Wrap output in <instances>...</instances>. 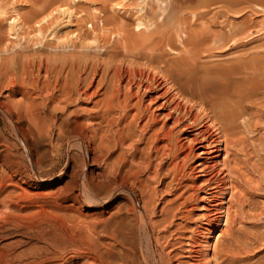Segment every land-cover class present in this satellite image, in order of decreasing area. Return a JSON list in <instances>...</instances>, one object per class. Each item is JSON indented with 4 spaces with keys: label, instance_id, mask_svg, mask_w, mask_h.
<instances>
[{
    "label": "rangeland",
    "instance_id": "obj_1",
    "mask_svg": "<svg viewBox=\"0 0 264 264\" xmlns=\"http://www.w3.org/2000/svg\"><path fill=\"white\" fill-rule=\"evenodd\" d=\"M193 6L194 8H190ZM12 15L19 17L14 20ZM138 19H142L147 26H152L153 36L172 37L174 44L170 48V54L166 55V58L176 65H173L174 70L171 67L172 71L169 73L172 77L168 81L171 82V87L166 89L167 85L163 82L153 89L140 88L138 92L128 96L121 95L120 101L127 103V111L119 117L121 120L117 118L119 110L115 112V109H112V115H107L110 119L111 116L116 117L118 123L107 121L110 123L108 127H111V133L108 130L107 132L112 134L111 137L117 142L111 147L114 149L110 152L111 156L108 155L111 158L106 160L114 163L116 160L123 164L121 166L125 164L124 168H130L132 173L137 169L141 171L137 170L138 173L132 175L130 172L133 178L129 176L125 181L126 185L117 188L108 202H105V197L100 201H90L80 193L81 171L88 174V181L102 187L108 186L100 174L105 162L102 156L95 158V161L90 157L92 151L89 146L92 141L89 139L93 138L89 137L91 131L85 127L82 130L79 126L82 123L76 124L74 127L79 132L78 135L85 132L81 133L85 135L82 137L85 138L82 147L64 142V153L53 165V172L42 174L44 178H41L40 173H33L34 168L41 166L40 168L44 169L49 166L52 157H57L53 147L51 150L53 142L43 140L47 138L38 136V130H34L37 127L28 117L26 105L30 102L40 104V95L43 92L52 91L59 97V90L66 85L65 81L71 84L74 78L72 76L77 75V72L80 74L81 70V73L92 72V68L96 66L99 71L101 68L100 72L96 71V77L107 76L109 73L106 71L111 66L112 59L118 62L122 58L126 60V57H131H122L121 43L116 40V33L112 34L114 28L124 26L126 30L132 29ZM184 32L188 33V36ZM181 37L187 40L181 42ZM68 73L72 75L70 78ZM105 78L108 82L106 86L110 85L109 75ZM13 85L16 92L11 90ZM179 87L183 88L184 93L186 92L193 102H188L187 96L184 99L175 94ZM25 92L29 96L22 95ZM161 92L164 95L169 93L170 100L165 101L164 107L163 104L159 105L161 100H164L163 95H157L149 102L148 94L154 96ZM91 96L88 98L84 94L80 103L71 100L73 103L68 102L64 109L60 108L63 101L58 104L56 99L50 98L52 103H49L47 110H50V105L55 106L56 114L59 115L55 117L59 118L62 113L58 112L69 108L67 113L72 117L77 113L78 119L84 124L87 120L84 115L83 119L82 114L93 110L92 105L94 106V101L98 98L93 94ZM179 98L183 99L182 102L185 100L187 104H193L191 111L197 120L194 119L191 125L183 127L184 123L181 125L179 119L176 124V118L172 119V116L175 117L172 104L180 100ZM201 98L205 101L204 104L206 103L205 108L202 105L204 109L199 102ZM169 109L173 115L165 114V110ZM25 112L27 116L24 115ZM180 112L184 121L187 120L184 109ZM206 112L212 113V116L214 114L213 117L218 118L216 121L219 127H223L220 130V133H223L218 154V160L224 162L221 171L218 169L220 167H217L219 165H213L212 168L205 165L203 152L197 151L201 149V145L194 152L186 146V140H193L189 137L193 135L196 127L208 122L209 116ZM218 112L226 115H220V118ZM134 113L141 115V119L131 120L134 119ZM162 115L167 117L164 119ZM42 116L47 121L49 116ZM27 119H30L31 125ZM49 120L51 119H48V123ZM102 122L101 125L106 129V121L104 120L105 124ZM133 122L134 129V126L130 125L134 124ZM101 125L99 128L105 130ZM120 125H123L122 128ZM165 125L169 126V131L167 129L164 133ZM224 126L227 132L224 131ZM123 127L127 130L122 133V139L126 136L125 141L121 142L122 145L117 138ZM28 128L34 133L31 134ZM156 130L161 134L163 131L167 137L162 135L161 140L166 143L159 139L157 143L164 144H156L157 148H153L154 144L150 138H153V131ZM127 131H131L128 132L130 139L134 136L132 139H136V144H130L133 140H128ZM140 131H143L144 135ZM103 133L100 131V134L105 136ZM137 136H140L141 140L137 141ZM165 137L170 140L167 141ZM200 137L203 138L201 135ZM199 138L192 142L197 144ZM87 140L90 143L86 144ZM126 140L129 143H126ZM182 142L184 144H181ZM166 144L170 145L171 149ZM130 145L132 149L138 145L137 150L132 151ZM162 145H165V148L161 147ZM160 147L165 151L160 150ZM154 149L158 152L155 153ZM65 151L72 153L71 156L65 154ZM172 151H176L178 155L172 156ZM85 153L87 162L82 164V155ZM119 153L122 156L119 157ZM131 154L134 162L135 159H141L142 155L146 164L149 163L142 164V159L137 161L141 162L144 172L140 165H137L140 162L136 164L132 162L133 159L130 160ZM116 156L123 159L119 161V158L115 159ZM144 156L151 157L147 158L149 162ZM156 164L160 167H155ZM152 167L157 169L158 173L152 174L154 178L148 176L154 171ZM77 168L81 174L74 187L69 184L70 188L66 183ZM149 171L151 173H148ZM0 175L7 183L12 179L5 190L1 189L4 190L3 193L0 192V197L11 193L8 194L10 197H6V200L10 201V208H5L11 216L7 217L8 219H0V264H107L108 261L96 253V248L100 249V254L110 253L109 264H115L114 256L119 257H116V264L118 260L119 264H122L119 249H122L121 246L126 242L129 245V237L132 235L130 241L134 247L130 249V243L128 249L125 244L122 250H129L136 262L141 261L139 264H153L154 260V264H264V0H0ZM222 176L224 179L220 181L218 178ZM132 180L135 181L134 184L130 182ZM216 182L221 185L216 186ZM220 195L225 196V201L223 207L218 209L216 199ZM118 202L123 204L122 210L127 212L123 216L121 215L124 211L120 215L117 214L119 218L115 216L119 221L113 218L118 221H114L117 225H113H116L114 228H118L116 230L119 233L121 228V236L116 234L111 224L108 228L111 230L112 227L111 231H104L97 226L91 233L92 223L99 217L107 216L106 210H113ZM146 203L153 208L152 211L150 207L145 206ZM225 207L229 208V212L224 218ZM122 218L124 225L120 224ZM124 226L125 230L122 229ZM129 228L128 236L126 230ZM101 230L107 233V236ZM208 230L212 231L209 237L206 236ZM112 232L115 235H111ZM110 235L112 237L109 238ZM118 235L124 237H119L122 244ZM113 238L118 241L115 242ZM100 241L111 244V248ZM113 246L118 248V252L115 250L113 253ZM102 247H106L105 250L108 248L109 252H105ZM82 256L88 257L87 262H84L85 258Z\"/></svg>",
    "mask_w": 264,
    "mask_h": 264
},
{
    "label": "bare ground",
    "instance_id": "obj_2",
    "mask_svg": "<svg viewBox=\"0 0 264 264\" xmlns=\"http://www.w3.org/2000/svg\"><path fill=\"white\" fill-rule=\"evenodd\" d=\"M199 6V5H198ZM197 6H195V8H196ZM189 8V7H188ZM190 8H194V6L193 7H190ZM74 14V13H73ZM72 15V14H71ZM74 16V15H73ZM11 17H13V19L14 20H17V18L19 17H17V16H11ZM11 17H9V18H11ZM136 22V21H135ZM68 23H70V22H67V24ZM137 24H135L136 26H134V28H132V29H128V30H126L125 28H123L122 26H117L116 28H114L113 30V32H112V34H114V33H116V35H117V41L118 42H120L121 43V49H122V51L120 52L121 54H123V56L122 57H126V56H131L132 57V59H130V58H127L126 57V60H125V58H122L121 60H119L118 62H116V61H113V59H112V64H111V66L107 69V71H106V73L108 72L109 74V82H110V85H108V86H106V83H108V82H106V78L105 77H108V75L107 76H105V77H103L102 75H100V76H102V77H96V71L97 72H100L101 71V68H100V71L98 70V68H92V72H85V73H81L83 70H81V72H80V74H79V72H77V75H75V73H73L75 76H72V75H69V73L67 74V75H69V77L68 78H70V76H72V81H71V84H69V81L67 82V80L65 81L66 82V85H64L59 91H60V95H59V97H57L58 96V94H55V93H53L52 91L49 93H41V95H40V97H41V101H40V104H36V103H34L33 102V104L30 102V104L29 105H26L27 106V108H26V110H28L27 111V113H28V117L29 118H31L32 119V123H34V125H36L35 127H37V128H35V127H33V129L34 130H38V136H40V137H45V138H47V139H43V140H48V141H52L53 143H51V150H53L52 149V147L54 148V152L56 153V159H55V157L53 158H51V163H49V166L48 167H46V168H44V169H41L39 166L36 168H34V170H33V173H36V174H41V178H44V176L42 175V174H45V173H47V174H51L53 171H52V169H53V165L56 163V162H58V160H59V158L61 157V154L62 153H64V152H62L63 150H62V146L64 145V142H69V143H71V144H74V146L76 145V146H80V147H82V144L85 142V138L83 139L82 137H84L85 135H82V134H85V132L83 133V132H81L80 133V135H78V131H77V129H76V127H74V126H76V124H81V125H79V126H81V128H82V130H83V127H85V128H87V129H89L90 131H91V133H90V135H89V137H93L92 139H89V140H91L92 142L90 143L88 140V142L86 143V144H88V143H90V149L89 150H91L92 151V153H91V155H90V157L92 158V159H94V161H95V158H97V157H100V156H102V158H103V160L105 161L104 162V165H103V168H102V170H101V173L100 174H102V176L104 177V181H105V183H107V185L108 186H105V187H102V186H100V185H96V184H94L93 182H90V181H88V179H89V177H87V173H85L84 171H81V173H82V175H81V177H82V183H81V185H79V188H80V193H82V194H84L83 196H86L87 197V199L88 200H93V201H100L103 197H105V202H108L109 200H110V197H111V195L114 193V191L116 192V189L117 188H123L126 184V179L130 176V172L131 171H129L130 170V168H129V170L127 169L126 170V168H124V166H125V164H124V166H121V165H123V164H120V162H116V160L115 159H118L120 156H122L120 153H122V152H120L119 154H118V156H116L115 157V163H114V161H112V162H109V161H107L108 160V158L110 159L111 157H109L108 155L110 154V152L111 151H113L112 149H111V147H113V143H115V142H117L116 140H114V137H111V135H109L111 132H110V130H109V128H111V127H108V125L111 123V121L113 120V121H115V122H117L116 121V119L117 118H121V116H123L124 114H125V112L127 111V108H126V106H127V103H125V102H121L120 101V97H121V95L122 94H126L127 96H128V94L130 95L131 93L133 94V93H135V91H137L138 92V90L140 89V88H143V89H145V88H152L153 89V87H157L160 83L162 84L163 82H165L166 83V85H167V87H166V89H168L169 87H171V82L169 83L168 81L169 80H171L170 78H172L171 77V75L169 74V73H171V71L172 70H174L175 68H174V66L173 65H175V64H173L170 60H168L167 58H166V55L167 54H170V48L172 47V44H174V42H172L173 40H172V37L171 36H165V37H163L162 35V37H155V36H153V33H154V31L152 30V26H147L148 24H144L143 23V20L142 19H138L137 20V22H136ZM141 23H143V24H141ZM19 26H20V24H19ZM21 27V26H20ZM91 27V26H90ZM105 27V26H104ZM16 28V27H15ZM103 29H105V28H103ZM17 30V29H16ZM41 30V29H40ZM59 30V29H58ZM184 30V29H183ZM60 31V30H59ZM186 32H184V34H185ZM55 34H56V32H55ZM55 34H53L54 36H55ZM76 34V33H75ZM78 34V33H77ZM187 34V36H188V33H186ZM53 36V37H54ZM186 36V35H185ZM78 37H79V35H78ZM116 37V36H115ZM194 37V36H193ZM198 37V36H197ZM195 38H196V36H195ZM57 39V38H56ZM116 40H114V41H116ZM184 40H187V38L186 39H184V38H182L181 37V42L183 41L184 42ZM113 49H115V48H113ZM125 55V56H124ZM114 56V55H113ZM113 56H111V57H113ZM110 57V58H111ZM139 58H143L142 60H140ZM110 60V59H109ZM117 60H118V58H117ZM65 65V64H64ZM99 65V64H98ZM107 65V64H106ZM78 66V65H77ZM102 66V65H101ZM176 66V65H175ZM60 67H61V65H60ZM106 67V66H105ZM171 67L173 68L172 70H171ZM70 68V67H69ZM81 68V67H80ZM104 68V67H103ZM170 70H169V69ZM167 69H168V71H167ZM74 70V69H73ZM104 70V69H103ZM106 70V69H105ZM63 71V70H62ZM33 72V71H32ZM73 72V71H72ZM103 73V72H102ZM38 74V73H37ZM72 74V73H71ZM82 74V75H81ZM110 74H111V77H110ZM65 78V77H64ZM38 79V78H37ZM37 79H36V81H37ZM63 79V78H62ZM77 79V80H76ZM12 80H14V79H12ZM15 82V81H14ZM33 82H34V80H33ZM174 82V81H173ZM11 83H13V81L11 82ZM68 83V84H67ZM14 84V83H13ZM63 84V83H62ZM174 84V83H173ZM173 84H172V86H173ZM15 85V84H14ZM12 86L11 87V90H14L15 91V86ZM37 85V84H36ZM57 85V84H56ZM164 85V84H163ZM159 87V86H158ZM174 87V86H173ZM176 87V86H175ZM174 87V88H175ZM22 88V87H21ZM9 89V88H8ZM27 89V88H26ZM50 89V88H49ZM23 90H25V89H23ZM22 90V91H23ZM26 91V90H25ZM35 91V90H34ZM102 91V92H101ZM142 91V90H141ZM152 91V90H151ZM164 91H166V90H163V92ZM16 92V91H15ZM14 92V93H15ZM40 92V91H39ZM163 92H161V93H158V94H156V95H154V96H152V95H150V94H148V96L147 97H149V100L150 99H154V97H157V95H163V97H164V100H161V102L159 103V105L160 104H163V107H164V104H165V101L166 100H168L169 98V93L165 96L164 94H163ZM167 92V91H166ZM19 93V92H18ZM26 93V92H25ZM22 94V95H25V96H29L27 93L26 94ZM155 93V92H154ZM9 94V93H8ZM7 94V95H8ZM84 94H86V96H88V98H89V96H91L92 94L94 95V96H96V97H98L95 101H94V106L92 105V107L94 108L93 110L91 109V111H89V112H87L86 114H82V116L84 115V116H86V122H84V124H83V122H80V120L78 119V114L77 113H73L74 114V116L72 117V115H69L68 113H67V110H69V108L67 109V110H65V111H63L62 110V112H58V113H62V115L59 117V118H57V117H55V115H57L56 113V111H55V106L53 107H51V105H50V110H47L48 109V107H49V103H52L51 101H50V98H54V100L55 101H57V103L59 102H62V103H60V108H62V109H64L65 108V106L68 104V102H70V104L71 103H73V102H71V100L72 101H76V103L77 102H79V101H82V99L84 98H81ZM137 94V93H136ZM175 94L178 96V97H184V99H188L187 101L189 102V100H190V97H188L187 96V94H186V92L184 93V90H183V88L181 87V89H180V87L179 88H177L176 90H175ZM192 94V93H191ZM191 94H189V95H191ZM57 95V96H56ZM147 95V94H146ZM132 96V95H131ZM185 96H187L186 98H185ZM6 97H8V96H6ZM10 97V96H9ZM92 97V96H91ZM95 97V98H96ZM94 98V97H93ZM94 98V99H95ZM134 98V97H133ZM182 98H179L180 100H176L175 102L173 101V100H171V102H174V104H172V107L174 108V110H175V117H173L172 116V119H175V121L177 120V119H179L180 120V122H181V125L184 123V125H182L183 127L184 126H188V125H191V124H193V122H194V119H195V117L193 116V114L194 113H192V111H191V105H193V104H190L191 102H193V101H191L189 104H187L188 102H186L185 100V103H184V101L182 102L181 101V99ZM40 99V98H39ZM86 99H87V97H86ZM92 99V98H91ZM128 99V98H127ZM156 99V98H155ZM163 99V98H162ZM174 99V98H173ZM124 100V99H123ZM144 100V99H143ZM170 100V99H169ZM183 100V99H182ZM152 100H150L149 102H151ZM29 102V101H28ZM54 102V101H53ZM144 102H146V101H144ZM148 102V103H149ZM167 102H169V101H167ZM199 102H200V105H201V107H202V105H203V107L205 108V106L204 105H206V103L204 104V100H203V98H201V99H199ZM58 103V104H59ZM80 103V102H79ZM88 103V102H87ZM147 103V105H149ZM196 103V102H195ZM75 104V103H74ZM170 104V103H169ZM199 104V103H198ZM78 105V104H77ZM82 105V104H81ZM171 105V104H170ZM170 105H168V106H170ZM78 106H80V105H78ZM146 106V105H145ZM158 106V105H157ZM157 106H156V108H157ZM141 107V106H140ZM147 107V106H146ZM171 107V108H172ZM198 107H199V105H198ZM197 107V108H198ZM201 107H199V108H201ZM202 107V109H204ZM59 108V107H58ZM167 108V107H166ZM170 108V107H169ZM173 108H172V111H173ZM10 109V108H9ZM80 109H82V108H80ZM112 109H115L114 111L116 112V110H119V116L116 118V117H113V116H111V119H110V117L108 118V116L107 115H112L111 113L113 112H110ZM184 109V112H186L185 113V115L187 114V120H185L184 121V118H182L181 116V110H183ZM202 109H200L201 111H204V110H202ZM25 110V109H24ZM57 110V109H56ZM74 110V109H73ZM78 110V109H77ZM76 110V111H77ZM139 110V109H138ZM197 110H199V109H197ZM199 110V111H200ZM205 110H207V108L205 109ZM61 111V110H60ZM71 111V110H70ZM70 111H68V112H70ZM166 111V112H165ZM164 112H165V114H171V115H173V113H172V111H171V109H169V110H165ZM176 111H177V113H176ZM199 111H197L198 113H199ZM221 111V110H220ZM12 112V111H11ZM110 112V113H109ZM194 112V111H193ZM196 113V112H195ZM204 113V112H203ZM207 113V114H206ZM205 114L206 115H208L207 117H208V122L207 123H203V125L202 126H198V127H196V124H195V126L194 127H196V130H194L192 133H193V135H191L190 137H189V139H193V140H189L188 139V137H187V139L189 140V141H187L186 140V143L188 142V144L186 145L187 147H188V149L190 150V151H193L194 152V150L199 146V145H201L202 147H201V149L200 150H197V151H201V152H203V157L205 156V165H207V166H209L210 165V167L211 166H217V165H219V166H217V167H220V168H218V169H220V171H221V167H223L224 168V162H220L219 160H218V154H219V149L221 148V143H220V141H221V134L223 133H220V130H221V128H223V127H219L220 125H219V123L217 124V121H218V118H214L213 116H214V114H213V116H212V113L210 114L209 112H206ZM71 114H72V112H71ZM77 114V115H76ZM114 114V113H113ZM127 114V113H126ZM128 114H129V112H128ZM141 114V113H140ZM164 114V113H163ZM170 114H169V116H170ZM177 114V115H176ZM179 114H180V116H179ZM200 115H201V113H199ZM225 114V113H224ZM224 114L223 113H221V114H219V112H218V115L220 116H224ZM24 115H26V112H25V114ZM42 115H47V116H49V117H47V121L45 120V119H43V116ZM79 115H80V113H79ZM130 115V114H129ZM133 115H135V116H133ZM132 116L134 117V119L133 118H131V120H135V121H137V119H141V115H139L138 113H134ZM167 115H165V117H167ZM184 115V116H185ZM200 115H199V117H200ZM203 115V114H202ZM201 115V116H202ZM205 115V116H206ZM226 115V114H225ZM27 116V115H26ZM57 116H59V115H57ZM84 116H83V119H84ZM169 116H168V118H169ZM221 116H220V118H221ZM96 117H99V119L98 118H96ZM139 117V118H138ZM147 117V116H146ZM153 117H155V116H153ZM157 117H159V116H157ZM161 117H163L164 119H165V117L162 115ZM160 117V118H161ZM204 117V116H203ZM217 117V116H216ZM27 118V117H26ZM51 119V121L48 123V119ZM119 118V119H120ZM126 118V116L124 117V119ZM162 118V120H164ZM206 118V117H205ZM214 118V119H213ZM82 119V118H81ZM108 119V120H107ZM115 119V120H114ZM118 119V120H119ZM123 119V120H124ZM156 119V118H155ZM216 119H217V121H216ZM19 120V119H18ZM28 120V122L30 121V119H27ZM41 120L43 121V122H41ZM45 120V121H44ZM102 120H103V122H102ZM104 120L106 121V129L101 125V122L102 123H104L105 124V122H104ZM111 120V121H110ZM121 120V119H120ZM119 120V121H120ZM126 120V119H125ZM178 120V121H179ZM182 120V121H181ZM195 120H197V118L195 119ZM205 120H207V119H205ZM215 120V121H214ZM82 121V120H81ZM107 121L108 122H110L109 124L107 123ZM165 121V120H164ZM174 120L172 121L173 123H172V125H174V122H175ZM199 121V120H198ZM223 120H221V122H222ZM47 123V124H45V123ZM123 122V121H122ZM160 122V121H159ZM179 122V123H180ZM30 123V125H31V122H29ZM28 123V124H29ZM72 123H74V125L72 124ZM113 123V122H112ZM118 123V122H117ZM134 124H131L130 123V125L131 126H134L135 125V122H133ZM164 123V122H163ZM163 123H162V126H163ZM177 123V121L175 122V124ZM45 124V125H44ZM116 124V123H115ZM137 124L139 125V123L137 122ZM165 124H166V122H165ZM222 124H224L223 122H222ZM34 125H32V126H34ZM100 125H101V127H103V129H105V130H101V128H99L100 127ZM129 125V124H128ZM150 125V124H149ZM180 125V126H181ZM110 126V125H109ZM112 126V125H111ZM114 126V125H113ZM118 126V125H117ZM121 126V125H120ZM123 126V125H122ZM122 126L120 127V128H122ZM162 126H160V127H162ZM222 126V125H221ZM165 127V131H164V133L167 131V129L169 128V126L168 127H166V125L164 126ZM172 127V126H171ZM182 127V128H183ZM191 127V126H190ZM193 127V126H192ZM77 128H78V126H77ZM115 128V127H114ZM118 129L117 130H119V126L117 127ZM126 128H127V126H126ZM135 128V126L133 127V129ZM150 128V127H149ZM174 128H177V127H174ZM181 128V127H180ZM185 128H187V127H185ZM224 128H225V126H224ZM24 129H25V127H24ZM29 129V128H28ZM80 129V128H79ZM86 129V130H87ZM100 129V130H99ZM113 129V128H112ZM116 129V128H115ZM114 129V130H115ZM144 129V128H143ZM151 129V128H150ZM152 129H153V127H152ZM162 129V128H161ZM189 129V128H188ZM191 129V128H190ZM194 129V128H193ZM30 131H31V134H33L34 132H32L33 130L30 128L29 129ZM81 129H80V131H82ZM107 130L110 132H107ZM126 130L127 129H125L124 130V127H123V129H120V135L118 134V132H117V134L119 135L118 136V138L117 139H120V142L119 143H121V142H123L122 140H124L125 141V139H126V136L124 137L125 139H122V135L124 134V132H126ZM128 130H130L129 128H128ZM170 130H171V128H170ZM173 130V129H172ZM171 130V131H172ZM226 130V132L228 131L227 130V128H225L224 129V131ZM85 131V130H84ZM100 131L101 132H104L105 133V136L104 135H101L100 134ZM123 131V132H122ZM135 131V130H134ZM145 131V130H144ZM168 131H169V129H168ZM180 131H181V129H180ZM180 131H178V132H180ZM190 131V130H189ZM222 131H223V129H222ZM113 132V131H112ZM114 132H116V130L114 131ZM128 132H131V131H127V134L129 135V133ZM136 132V131H135ZM135 132H134V134H135ZM141 132V131H140ZM143 132V131H142ZM141 132V133H142ZM154 132V136H153V138H150L151 140H152V142H153V144H154V146H153V148H157V146L158 145H160V143L161 144H164V143H166V142H164V141H162L161 139L163 138V136L162 135H165L166 137H167V135L166 134H164L163 133V131H162V134L161 133H159V131H153ZM152 132V133H153ZM160 132H161V130H160ZM103 133V134H104ZM123 133V134H122ZM132 133H133V130H132ZM131 133V134H132ZM167 133H169V132H167ZM36 134V133H35ZM115 134V133H114ZM126 134V133H125ZM133 134V135H134ZM143 134V133H142ZM160 134V135H159ZM181 134V133H180ZM225 134V133H224ZM227 134V133H226ZM37 135V134H36ZM87 135V134H86ZM140 135V134H139ZM144 135V134H143ZM168 135H170V134H168ZM186 135H187V133H186ZM200 135L203 137V138H201L200 137ZM32 136H34V135H32ZM31 136V137H32ZM113 136V135H112ZM162 136V137H161ZM181 136V135H180ZM183 136V135H182ZM200 138H199V137ZM224 136V135H223ZM39 137V138H40ZM87 137V136H86ZM129 137V141L131 142L132 140V143H130V144H133L134 143V141L136 140L135 138L134 139H132V137H134V136H132L131 137V139H130V135L129 136H127V138ZM137 137H139V139L137 140V141H139V140H141L140 139V136H137ZM150 137H151V135H150ZM165 137V139L167 140V141H169L170 139L169 138H166ZM186 137V136H185ZM24 138V137H23ZM98 138V139H97ZM116 138V137H115ZM144 138H146V137H144ZM148 138V137H147ZM177 138H179V137H177ZM181 138V137H180ZM198 139L199 138V142L196 144V143H194L195 141H194V139ZM35 139V138H34ZM36 139H38V138H36ZM150 139H149V141H150ZM159 139H160V141H162V142H164V143H162V142H160V143H157L158 141H159ZM186 139V138H185ZM26 140V139H25ZM42 139H41V142L43 141ZM39 141V140H38ZM119 141V140H118ZM192 141H194V142H192ZM152 142H147V144L148 143H152ZM39 143V142H38ZM126 143H129V142H127V140H126ZM137 143V142H136ZM136 143H134V144H136ZM176 143V142H175ZM44 144H45V142H44ZM67 144V143H66ZM122 144V143H121ZM124 144H125V142H124ZM156 144H158L157 146H156ZM178 144V143H177ZM181 144H184L183 142L181 143ZM221 144V145H220ZM223 144H224V142H223ZM53 145V146H52ZM112 145V146H111ZM116 145H117V143H116ZM123 145V144H122ZM125 145H127V144H125ZM129 145V144H128ZM150 145V144H149ZM168 144H166V146H167ZM50 146V145H49ZM115 146V145H114ZM120 146V148H121V145H119ZM131 146L132 145H130L129 146V148H131ZM136 147L138 146V145H135ZM170 145H168V147H169ZM69 147V146H68ZM135 147V148H136ZM161 147H164L165 148V145L163 146H161ZM161 147H160V150H162V151H165V149L163 148V149H161ZM167 147V148H168ZM117 148V147H116ZM119 148V149H120ZM132 149V151H135V150H137V148L136 149ZM170 148V147H169ZM173 148V147H172ZM69 149V148H68ZM74 149V148H73ZM159 149V148H158ZM171 149V148H170ZM186 149V148H185ZM224 149H225V146H224ZM25 150H27V149H25ZM130 150V149H129ZM152 150V149H151ZM150 150V151H151ZM174 150H175V148H174ZM226 150V149H225ZM35 151V150H34ZM115 151H116V149H115ZM114 151V152H115ZM145 151H147L146 150V148H145ZM167 152H168V150H166ZM196 151V152H197ZM26 152V151H25ZM85 152H87V151H85ZM154 152L156 153V152H158V150L157 151H155V149H154ZM166 152V153H167ZM178 152V151H177ZM200 152V153H201ZM27 153V152H26ZM29 153V152H28ZM67 153V155L68 156H71V154H69V152H66L65 151V154ZM131 153V151L129 152V153H127V155L128 154H130ZM163 154H164V152H162ZM165 153V154H166ZM171 153V152H170ZM169 153V154H170ZM198 153V152H197ZM228 153V152H227ZM227 153H226V151H225V155H227ZM53 154V153H52ZM51 154V155H52ZM125 153H123V155H124ZM133 155H135L134 153H132ZM132 154H131V157H130V160L131 159H133V163H139V162H137L139 159H135L136 161L134 162V158H132ZM144 154V153H143ZM168 154V153H167ZM173 154H176V155H178L177 153H176V151H175V153H173V151H172V156H173ZM63 155V154H62ZM126 155V154H125ZM126 155V157L128 158V156ZM146 155H148V154H146ZM180 155V154H179ZM185 155V154H184ZM188 155V154H187ZM191 155H192V153H191ZM199 155H201V154H199ZM53 156V155H52ZM83 157H82V164H84V163H86L87 162V153H85V154H83L82 155ZM110 156H111V154H110ZM149 156V155H148ZM146 157V156H144L145 157V159H146V161H147V158H151V157ZM150 156H151V154H150ZM152 156H153V154H152ZM156 156V155H155ZM172 156H170L171 157V159L173 158ZM189 156V155H188ZM228 156V155H227ZM46 157H48V156H46ZM141 157V159L144 161V158H143V156L141 155L140 156ZM154 157V156H153ZM174 157H176L175 155H174ZM106 158H107V160H106ZM136 158V157H135ZM193 158V157H192ZM91 159V160H92ZM120 159L121 158H119V161H120ZM123 159V158H122ZM121 159V160H122ZM125 159V158H124ZM140 159V160H141ZM165 159V158H164ZM203 159V158H202ZM225 160V162H226V158H224ZM75 160V159H74ZM90 160V161H91ZM101 160V159H100ZM112 160V159H111ZM152 160V159H151ZM162 160V159H161ZM172 160H174V159H172ZM27 161V160H26ZM93 161V160H92ZM118 161V160H117ZM48 162V161H47ZM75 162V161H74ZM123 162H124V160H123ZM125 162H126V159H125ZM129 162V161H128ZM147 162H149V160L147 161ZM154 162V161H153ZM170 162H171V160H170ZM102 163V162H101ZM122 163V162H121ZM146 164V162L144 161V162H142V164ZM155 163V162H154ZM159 163H160V161H159ZM200 163H201V161H200ZM126 164H127V162H126ZM131 164V163H130ZM141 164V162L139 163V164H137V165H140ZM148 165H149V163H147ZM146 164V165H147ZM158 164V163H157ZM157 164L156 165H154L155 167L157 166ZM172 164V163H171ZM180 164V163H179ZM25 165V164H24ZM86 165V164H85ZM153 165V164H152ZM160 165V164H159ZM173 165H174V161H173ZM198 165V164H197ZM145 166V165H144ZM153 166V167H154ZM206 166V167H207ZM123 167V168H122ZM138 167V166H137ZM140 167H141V169L143 170V168H142V165H140ZM148 166H146V168H147ZM152 167V169H154ZM157 167H160V166H157ZM85 168V167H84ZM212 168V167H211ZM210 168V169H211ZM216 168V167H215ZM145 169V168H144ZM225 169H226V167H225ZM54 170V169H53ZM82 170H83V168H82ZM138 170V169H137ZM135 171L136 173H138V171H141V170H138V171ZM146 170V169H145ZM149 170V169H148ZM213 170H215V169H213ZM223 170V169H222ZM86 171V170H85ZM129 173H128V172ZM154 171H156V173L154 172ZM154 171H153V173H151L150 171L148 172V173H151V175H148L149 177L151 176V177H153L154 178V176L153 175H156V174H158L157 173V169H154ZM158 171H160V170H158ZM219 171V170H218ZM135 172H131V175L132 174H135ZM143 172H144V170H143ZM80 172H79V169L77 168V169H75L73 172H72V174H71V176H70V180L66 183V185L69 187L70 185L69 184H71V186H75L76 185V183H77V179H78V177H79V175L81 174ZM142 173V172H141ZM141 173H139V174H141ZM145 173H146V171H145ZM223 173H225L224 171H223ZM153 174V175H152ZM213 174V173H212ZM59 175V174H58ZM57 175V176H58ZM137 175V174H136ZM216 175V174H215ZM47 175H45V177H46ZM49 176H52V175H49ZM158 176V175H157ZM157 176H155V178L157 177ZM208 176V175H207ZM10 177V176H9ZM48 177V176H47ZM130 177H132V176H130ZM136 177H138V176H136ZM133 178V177H132ZM23 179V178H22ZM136 178H135V176H134V180H135ZM211 179H212V177H211ZM220 181H223V179H224V176H222V177H220V178H218ZM226 179V178H225ZM5 180V178L3 177V176H1L0 175V192L2 191L1 189H6L7 187V185H10L11 184V180L8 178V180H10L9 181V183H7L6 181H4ZM36 180V179H35ZM128 180V179H127ZM131 180V179H130ZM112 181V183H110ZM114 181V182H113ZM209 181V180H208ZM218 181V180H217ZM225 181V180H224ZM131 183H133V182H135V181H130ZM211 183V182H210ZM217 183V182H216ZM224 183V182H223ZM125 184V185H124ZM134 184V183H133ZM218 185H221V183H217L216 184V186H218ZM66 186V187H67ZM71 186H70V188H71ZM77 186H78V184H77ZM6 187V188H5ZM223 187V186H222ZM70 188H68V189H70ZM216 188V187H215ZM221 188V187H220ZM224 188V187H223ZM226 189V188H225ZM3 190V191H4ZM3 191H2V193H3ZM212 193H213V191H212ZM8 194H11L10 192L8 193ZM4 195L5 197H3V195L0 197V207H2V208H0V219L2 220V219H8L10 216H11V214L8 212V206L10 205V201L9 200H6V197L7 196H9V195ZM123 194V193H122ZM1 195V194H0ZM211 195H213V194H211ZM217 195V194H216ZM12 196V195H11ZM115 196V195H114ZM113 196V197H114ZM3 197V198H2ZM10 197V196H9ZM81 197V196H80ZM224 197L225 196H223V195H220V196H218V198L216 199L217 200V208L219 209L221 206H222V204H223V202L225 201L224 200ZM76 198H79L78 196H76ZM213 198V197H212ZM8 199V198H7ZM12 199V198H11ZM10 199V200H11ZM79 199H81V198H79ZM213 199H215V198H213ZM215 200V201H216ZM89 201V202H90ZM92 201V202H93ZM12 202H14L13 201V199H12ZM16 202V201H15ZM88 202V201H87ZM17 204H18V202H17ZM16 204V205H17ZM145 204V203H144ZM143 204V205H144ZM14 206L13 207H15V203L13 204ZM122 205L123 204H120L119 202L112 208L113 210H106V214H107V216H105L104 215V218H100L99 217V219L93 224L92 223V227H90L91 229V233H93L92 232V230H94L95 229V227H100L102 230H104V231H107V230H109V231H111V230H113V228L117 225L115 222H118L119 221V217H118V215L117 214H119L120 215V213H122L123 211V214L121 215V216H123L124 214H125V210H122ZM135 206V205H134ZM145 206H148L147 205V203H146V205ZM129 207V206H128ZM148 207H150V206H148ZM223 207V206H222ZM228 207V206H227ZM227 207H225V209H224V218L225 217H227L228 216V209L229 208H227ZM8 209V210H6V209ZM9 208H10V206H9ZM17 208V207H16ZM125 208H126V206H125ZM131 208V207H130ZM145 208V207H144ZM13 209H15V208H13ZM127 209H129V208H127ZM149 209H151V207L149 208ZM222 209V208H221ZM16 210V209H15ZM17 210H18V208H17ZM17 210H16V212H17ZM153 210V208L151 209V211ZM217 210V209H216ZM133 211V210H132ZM218 211H220V210H218ZM11 212H12V209H11ZM15 212V213H16ZM18 212H19V210H18ZM127 213V212H126ZM153 213V212H152ZM214 213V212H213ZM12 214H13V212H12ZM103 214V213H102ZM19 215V214H18ZM117 215V216H116ZM118 217V218H116V217ZM120 216V217H121ZM125 216H127V214L125 215ZM215 216V215H214ZM8 217V218H7ZM116 218V219H118V221H116L115 219H113V218ZM123 218H125V217H123ZM122 218V220H121V222H120V224L122 223L123 224V222L122 221H124V219ZM220 218V217H219ZM11 219V218H10ZM215 219V218H214ZM0 220V221H1ZM217 220V219H216ZM226 220H227V218H226ZM115 221V222H114ZM5 222V221H4ZM112 222V223H111ZM226 222V221H225ZM125 223V222H124ZM148 223V222H147ZM111 224V225H110ZM113 224H116V225H113ZM145 224H146V222H145ZM93 225H94V227H93ZM109 225L110 226H113V228L111 227V230L110 229H108V228H110L109 227ZM124 225V224H123ZM127 227L126 228H128L129 226H128V224L126 225ZM94 228V229H93ZM125 228V226H124V228L122 227V229H126ZM133 227L131 226V229H132ZM116 229H118V228H116ZM115 228H114V230L116 231V234L117 233H119L118 232V230H116ZM121 229V228H120ZM119 229V231H120V236H121V230ZM144 229V228H143ZM100 230V229H99ZM98 230V231H99ZM101 230V231H102ZM128 230H129V232H130V228L129 229H127L126 230V232H127V235H128ZM97 231V232H98ZM104 231H102V233L104 232ZM132 231H133V229H132ZM132 231H131V235H132ZM108 232V231H107ZM123 233L125 232V231H122ZM211 230H208V232H207V235L206 236H208L209 237V235L211 234ZM95 233V232H94ZM99 233V232H98ZM101 233V232H100ZM113 233V232H112ZM134 233V232H133ZM96 234L97 233H95V236H96ZM103 234H105V233H103ZM107 234V233H106ZM105 234V235H106ZM110 233H108V235H109ZM111 235H115L114 233L113 234H111ZM109 236V238L110 237H112V236ZM124 235V234H123ZM123 235H122V237H120L119 235H118V238L120 237V238H124L123 237ZM130 235V236H131ZM98 236H99V234H98ZM107 236V235H106ZM129 236V235H128ZM97 237V236H96ZM95 237V238H96ZM101 237H102V235H101ZM114 237V236H113ZM117 237V236H116ZM133 237V235L131 236V237H129V242L131 243V246H130V249H132L131 247H134V246H132V242L130 241V239ZM103 238H105V236H103ZM115 238V237H114ZM113 238V239H114ZM119 238V239H120ZM94 239V238H93ZM98 239L99 240H101L99 237H98ZM115 240V242H117L118 240L117 239H114ZM114 240H113V242H114ZM117 240V241H116ZM98 242V241H97ZM101 242V241H100ZM114 242V243H115ZM102 244H106V243H103V242H101ZM130 243H129V245H130ZM204 243H205V241H204ZM93 244V243H92ZM95 244V243H94ZM120 244H122V239H120ZM119 244V245H120ZM125 244H127V245H125ZM125 244H123V245H125V247L126 248H128L127 246H129L128 245V243L126 242ZM107 245V244H106ZM105 245V246H106ZM123 245L121 246L122 247V249H124L123 248ZM107 246H109V249L111 248L110 246H111V244H109V245H107ZM115 247H116V245H114ZM113 246V253H115L114 251L115 250H117L118 248H116L115 249V247ZM92 247H94L95 248V246H92ZM96 247H97V245H96ZM99 247V246H98ZM150 247V246H149ZM102 248H104V250L106 249V247H102ZM101 248V249H102ZM125 248V249H126ZM108 248H107V250H105V252H109L108 250H109ZM122 249H119V252H118V250H117V252H118V254H120V256H121V262H122V264H139V263H141V261H137L136 262V260L133 258L134 256H131L130 254H131V252L129 253V248L127 249L128 251H126V250H122ZM135 249V248H134ZM133 249V250H134ZM133 250H132V252H133ZM91 251H93V250H91ZM95 251H96V253L97 254H99L101 257H103L105 260H107L108 262H107V264H109V260H108V258H109V254L110 253H106V254H108V255H104V253H102L101 252V254H100V249L99 248H96L95 249ZM102 251V250H101ZM135 251V250H134ZM94 253V252H93ZM113 253H111V254H113ZM136 253V252H135ZM83 254V253H82ZM95 254V253H94ZM93 254V255H94ZM133 254V253H132ZM153 254V253H152ZM99 255H97V256H99ZM117 255V254H116ZM137 254H135V256H136ZM95 256H96V254H95ZM113 256V255H112ZM111 256V257H112ZM83 257V256H82ZM93 257V256H92ZM100 257V258H101ZM115 258H114V260H116L115 261V264H116V262H117V258H119V257H117V256H114ZM117 257V258H116ZM85 258V260H84V262L86 261L87 262V258L86 257H83V259ZM156 258V257H155ZM154 258V259H155ZM90 259V258H89ZM88 259V260H89ZM92 259H94V258H92ZM97 259H99V258H97ZM111 259V258H110ZM153 259V260H154ZM104 260V262H106ZM112 260V262H114V260L113 259H111ZM142 260V259H141ZM99 261H100V259H99ZM146 261V260H145ZM157 261V260H156ZM81 262H83V260L81 261ZM92 262H93V260H92ZM98 262V261H97ZM101 262V261H100ZM99 262V263H100ZM154 262H155V260L153 261V264H154ZM159 262V261H158ZM89 263H91L90 261H89ZM152 263V262H151ZM82 264H84V263H82ZM93 264V263H92ZM102 264V263H101ZM118 264H119V260H118ZM159 264V263H158Z\"/></svg>",
    "mask_w": 264,
    "mask_h": 264
}]
</instances>
